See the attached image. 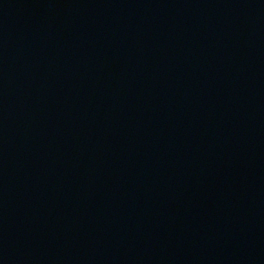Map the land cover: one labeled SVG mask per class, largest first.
<instances>
[{
	"label": "water",
	"instance_id": "95a60500",
	"mask_svg": "<svg viewBox=\"0 0 264 264\" xmlns=\"http://www.w3.org/2000/svg\"><path fill=\"white\" fill-rule=\"evenodd\" d=\"M0 264H264V0H0Z\"/></svg>",
	"mask_w": 264,
	"mask_h": 264
}]
</instances>
